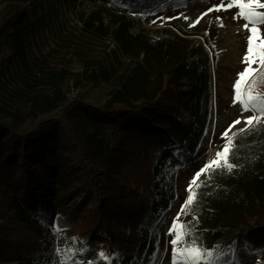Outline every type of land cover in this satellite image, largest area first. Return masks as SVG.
I'll list each match as a JSON object with an SVG mask.
<instances>
[{"label": "trees", "instance_id": "16d2710c", "mask_svg": "<svg viewBox=\"0 0 264 264\" xmlns=\"http://www.w3.org/2000/svg\"><path fill=\"white\" fill-rule=\"evenodd\" d=\"M0 1L15 5L0 12L2 82L12 75L15 63L26 67L30 36L45 0ZM105 12L104 7H97L83 24L88 30L109 34L128 61L115 73L99 67L87 75L85 69L82 88L104 78L110 84L106 97L69 104L66 83L48 67L41 70L40 81L28 86L22 106L0 100V190L12 222L37 241L33 253L19 255L25 264H59L57 232L45 220L51 216L59 219L54 214L55 200L57 205L61 203L60 190H67L69 184L66 196L81 193L82 199L62 217L74 215L87 200L91 207H85L94 215L83 229L82 241H69L70 249L85 250L82 254L86 255L96 247L110 257L102 264H132L153 255L156 239L142 226L147 216L167 204L165 195L145 199V206L139 208L125 188L106 194L97 173L104 178L121 175L126 161L124 152L119 155L124 150L120 147L142 146L143 154L150 157L149 180L157 189L156 179L163 168L175 161L173 149L164 141L178 142L183 150L192 152L211 121L210 55L203 45L191 44L187 36L192 33L177 22L157 36L145 30L133 33L135 17L122 11L110 16L114 18L107 26L103 25ZM76 112L82 122L69 123ZM230 162L236 165L231 173L225 170L210 178L203 176L200 186L194 188L197 199L188 213L192 218L189 227L205 250H213L228 232L227 239L257 252L264 248V124L235 136ZM109 205L117 213L114 218L106 212ZM128 212L133 214L126 216L132 235L124 241L115 230L123 221L121 215Z\"/></svg>", "mask_w": 264, "mask_h": 264}, {"label": "rangeland", "instance_id": "374dc122", "mask_svg": "<svg viewBox=\"0 0 264 264\" xmlns=\"http://www.w3.org/2000/svg\"><path fill=\"white\" fill-rule=\"evenodd\" d=\"M226 2L227 0H225V4ZM220 4L221 0H96L95 3L83 0H45L44 10L40 9L38 12L39 22L36 23L34 33L30 36L32 47L26 67H19L15 63L12 66V75L7 80L0 82V100L13 107L22 106L28 86L36 79L39 80L42 77L41 70L46 71L48 67L59 75L60 81L66 83L64 94L69 104L73 105L82 100L85 102L102 100L106 97L110 84L104 78L82 88L84 70L87 69L86 74L89 75L99 67H103L108 73H115L121 71L128 60L116 49L109 34L104 36L99 32L88 30L83 24V20L97 7L106 9L103 25L109 26L114 18L110 16L122 11L135 17L134 26L131 29L133 33L145 30L157 36L166 27L171 28L173 22H177L188 33H192L187 36V39L193 46L201 44L207 49L210 55L213 111L210 124L195 149L192 152H187L178 142L169 139L164 141L167 146L173 149L175 161L172 165H166L163 168L160 176L156 179L157 189L152 188V182L149 180L150 157L143 154L142 146L133 145L131 147L130 144H126L120 147L124 150H121L119 155L124 152L126 161V166L124 163V166L121 167V175L104 178L100 172L97 173V180L101 181L102 189L106 194H114L118 188H125L128 193L133 195L132 203L140 204L139 208L145 206L143 204L145 199L158 200V193H162L166 197L167 204L147 216L142 226L156 239L155 253L146 258L143 257L142 260L138 259L132 264H172L170 240L173 237L169 236L168 231L174 218L180 212L181 205L186 200L188 195L186 189L189 182L194 174L212 160L217 151L222 149L225 143L222 134L225 130L234 121L240 119L241 123L232 130L237 135L240 133L239 129L245 127L243 121L252 115L251 112L242 114L240 105H233L234 82L237 79V74L246 67L241 61L245 54L248 33L243 28L244 21L242 19H233L237 9L208 12V9ZM13 8L15 5L8 6L0 1V12ZM205 12L208 14L203 15V18L194 27H190ZM217 17L220 18L219 21ZM221 22L223 27L219 26ZM260 30L261 35L264 36V25L260 26ZM109 31L110 28L107 32ZM90 62H94V64H90ZM255 67L256 65H253V68ZM262 73H264V69L255 74L259 78L256 93L264 95V75ZM36 87L34 89H38ZM76 114L75 118L68 120L69 123L82 122L78 112ZM25 125L24 123L22 127ZM139 154L142 155L139 156ZM74 181L76 182V180ZM69 186L67 190H60L61 203L57 205L55 200L54 214H58L59 219L45 215L47 218L49 217L45 222L52 225L55 232L58 233L59 264L61 261L64 264H73V261L77 264H102V260L98 256L102 251L96 247L89 249L86 255L70 249L69 241H82L83 229L88 225L87 222L91 223L94 215L88 209L91 204L87 200L74 212V215L62 217L65 213L73 210L82 199L81 193L72 197L71 195L66 196L70 189ZM5 197L0 190V264H25L19 260V255L27 252L33 253L36 250L35 243L37 241L32 233L12 222L11 210L7 208V205H4ZM92 199H96L94 192ZM82 210L85 211L82 212ZM106 212L111 218L117 216L116 211L110 205ZM127 215L133 214L131 212L123 213L121 215V221H123L115 230L116 233L122 234L124 239H121L124 241H129L128 238L132 235L131 222L127 220ZM178 222L190 226L192 218L188 214H182ZM227 233L213 246V250L221 249L225 253L221 264H229L233 260L230 249L235 250V259L238 264H264V248L257 252L243 248L234 239H227ZM178 247L182 248L184 245L180 244ZM206 260L205 256L199 264H205ZM180 264L183 262L181 261Z\"/></svg>", "mask_w": 264, "mask_h": 264}, {"label": "snow or ice", "instance_id": "6c2138e0", "mask_svg": "<svg viewBox=\"0 0 264 264\" xmlns=\"http://www.w3.org/2000/svg\"><path fill=\"white\" fill-rule=\"evenodd\" d=\"M232 8L237 9V12L233 16V19H242L244 21L243 28L248 33L246 36V50L242 57V63L246 65L244 70L237 74V79L233 85V105L239 104L241 108V113L251 112L252 115L247 117L243 123L244 128L239 129L240 132L248 131L255 125L264 124V95L256 93V88L259 84V78L255 75L259 73L261 69H264V36L261 35L260 26L264 25V0H221V4L215 6L214 8L208 9L211 11H227ZM208 12L202 14L190 27H194L195 24L199 23L203 15H207ZM187 19V17H185ZM219 21L220 18L217 17ZM223 27L222 22L219 24ZM207 35V33H205ZM253 65H256L253 68ZM264 75V73H262ZM241 120L237 119L229 126L228 129L222 134V139L225 143L222 149L217 151L215 157L206 163L199 171H197L192 180L189 182V186L186 189L188 195L184 204L181 205L180 212L177 217L174 218L172 225L169 228L168 234L173 237L170 240L172 246V264H199L203 257H207L205 264H221L223 256L225 253L221 249H216L213 251H206L202 246H198L199 238L194 235V229L186 224L179 223L180 215L188 214L192 211L193 206L196 203L197 194L194 190L195 187L200 186V178L202 176L211 177L215 172L227 171L231 173L236 167L230 162V157L232 154L234 146V138L236 133L232 130L236 125L240 124ZM231 133V135H230ZM193 219H198L193 215ZM58 235V233H57ZM191 237V239H186ZM75 240L73 244H75ZM183 244L184 247H178V245ZM59 252V250H57ZM81 254L85 250H79ZM233 256V260L229 264H238L235 259V250L230 249ZM215 252V255H214ZM99 259L109 260L108 254L101 252L98 254ZM64 264V262H60ZM73 264L77 262L73 261Z\"/></svg>", "mask_w": 264, "mask_h": 264}]
</instances>
